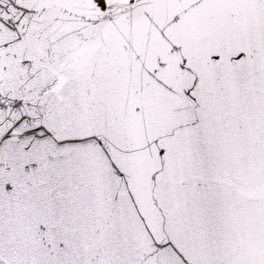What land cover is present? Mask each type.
I'll list each match as a JSON object with an SVG mask.
<instances>
[{"label": "snow or ice", "instance_id": "snow-or-ice-1", "mask_svg": "<svg viewBox=\"0 0 264 264\" xmlns=\"http://www.w3.org/2000/svg\"><path fill=\"white\" fill-rule=\"evenodd\" d=\"M0 264H264V0H0Z\"/></svg>", "mask_w": 264, "mask_h": 264}]
</instances>
